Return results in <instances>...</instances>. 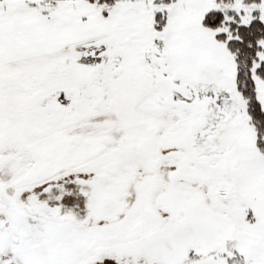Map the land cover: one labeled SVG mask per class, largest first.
<instances>
[{
    "label": "snow or ice",
    "instance_id": "6c2138e0",
    "mask_svg": "<svg viewBox=\"0 0 264 264\" xmlns=\"http://www.w3.org/2000/svg\"><path fill=\"white\" fill-rule=\"evenodd\" d=\"M0 264H264V0H0Z\"/></svg>",
    "mask_w": 264,
    "mask_h": 264
}]
</instances>
